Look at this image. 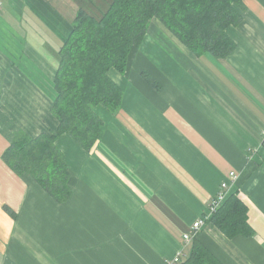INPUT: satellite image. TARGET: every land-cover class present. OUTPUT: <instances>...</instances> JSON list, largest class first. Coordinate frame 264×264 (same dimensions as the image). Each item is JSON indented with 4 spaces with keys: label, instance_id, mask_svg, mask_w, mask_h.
<instances>
[{
    "label": "crops",
    "instance_id": "obj_1",
    "mask_svg": "<svg viewBox=\"0 0 264 264\" xmlns=\"http://www.w3.org/2000/svg\"><path fill=\"white\" fill-rule=\"evenodd\" d=\"M77 7L1 0L0 264H167L230 171L252 234L229 238L211 222L196 239L223 264H264V0L235 5L242 20L225 29L235 48L220 59L195 55L153 18L125 71L107 72L123 96L116 113L96 106L94 146L57 136L71 188L60 203L1 155L19 131L56 130L54 52Z\"/></svg>",
    "mask_w": 264,
    "mask_h": 264
},
{
    "label": "trees",
    "instance_id": "obj_2",
    "mask_svg": "<svg viewBox=\"0 0 264 264\" xmlns=\"http://www.w3.org/2000/svg\"><path fill=\"white\" fill-rule=\"evenodd\" d=\"M242 1L76 0L71 27L56 51L50 108L57 119L56 130L35 137L17 132L1 155L3 161L17 175H29L57 202H65L71 195L69 175L55 140L65 133L85 150L94 146L103 126L96 106L116 113L123 96L107 72L110 68L125 71L131 49L142 43L151 20L157 19L195 55L220 59L235 48L225 29L241 22L235 5L242 6ZM141 76L159 87L147 72H141ZM246 210L233 191L210 222L229 238L250 235ZM178 264L223 263L195 237Z\"/></svg>",
    "mask_w": 264,
    "mask_h": 264
},
{
    "label": "built area",
    "instance_id": "obj_3",
    "mask_svg": "<svg viewBox=\"0 0 264 264\" xmlns=\"http://www.w3.org/2000/svg\"><path fill=\"white\" fill-rule=\"evenodd\" d=\"M1 4V0H0ZM261 144L264 146V130L261 134ZM248 159L253 158L252 152L247 153ZM238 173L235 171H230L227 178L220 184L219 191L212 197L207 208H205L203 215H201L197 220H195L188 231L182 233V246L175 255L167 261V264H178L181 262L187 254V249L193 238L196 237L198 232L204 227L206 223H209L212 215L215 211L223 204L227 196L229 195V190L233 182L237 179Z\"/></svg>",
    "mask_w": 264,
    "mask_h": 264
},
{
    "label": "rangeland",
    "instance_id": "obj_4",
    "mask_svg": "<svg viewBox=\"0 0 264 264\" xmlns=\"http://www.w3.org/2000/svg\"><path fill=\"white\" fill-rule=\"evenodd\" d=\"M29 29H32V31L35 30L34 27L32 28V27L29 26L27 23H25L24 26L21 28L22 32H25L26 30H29ZM30 37H31L30 35L27 36V39L30 40V39H31ZM51 55H52V53H51V48H49V52L47 53V56H48L49 60L52 62V57H51ZM54 58H57V54H56V52H54Z\"/></svg>",
    "mask_w": 264,
    "mask_h": 264
}]
</instances>
